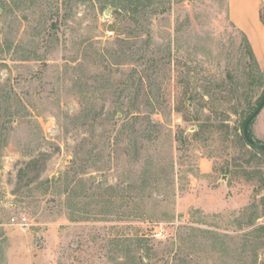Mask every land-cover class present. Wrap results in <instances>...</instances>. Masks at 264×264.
<instances>
[{
  "label": "rangeland",
  "instance_id": "1",
  "mask_svg": "<svg viewBox=\"0 0 264 264\" xmlns=\"http://www.w3.org/2000/svg\"><path fill=\"white\" fill-rule=\"evenodd\" d=\"M58 1L0 0V264H264V70L240 98L230 0H171L148 43Z\"/></svg>",
  "mask_w": 264,
  "mask_h": 264
},
{
  "label": "trees",
  "instance_id": "2",
  "mask_svg": "<svg viewBox=\"0 0 264 264\" xmlns=\"http://www.w3.org/2000/svg\"><path fill=\"white\" fill-rule=\"evenodd\" d=\"M109 1L112 3V6L117 9L119 13H123L125 15L127 21L131 24L132 29H130V31L128 32L130 34L129 38H135L140 40L143 39V42L145 43H148L149 40H151L152 38L153 22L156 21L158 16L164 15L170 9V4H171V0H109ZM164 2L166 6L165 5L161 6L160 4ZM63 4H64V0L58 1L55 9L57 13H59L61 9L60 7ZM242 35L247 47L248 57L249 59H251L252 64H251V68H249V72L247 73L248 76V80H247L248 82L246 84L247 86L243 89L240 98H244L246 97V95L247 96L249 95V91H250L249 86L252 87L256 83L257 78L259 79L258 74L262 72L253 54L248 38L246 37L245 34L242 33ZM151 60L153 62L154 59ZM153 66L154 64H151V67ZM206 91L207 93L208 92L210 93L211 90L207 88ZM263 95H264V91L263 94L259 97L260 100L263 97ZM246 103L250 108L251 106L249 102L246 101ZM150 109H151L149 111L150 113H155V111L159 110L160 108L157 106H152ZM250 114L246 115L245 118H248ZM253 119L250 121V123L253 121ZM250 123L248 125V134L251 137L249 132ZM251 147L258 149V151L260 152H264V150L257 148L255 146H251Z\"/></svg>",
  "mask_w": 264,
  "mask_h": 264
},
{
  "label": "crops",
  "instance_id": "3",
  "mask_svg": "<svg viewBox=\"0 0 264 264\" xmlns=\"http://www.w3.org/2000/svg\"><path fill=\"white\" fill-rule=\"evenodd\" d=\"M258 0H230L234 22L247 36L258 65L264 70V26L259 19ZM255 129L264 136V106L255 117Z\"/></svg>",
  "mask_w": 264,
  "mask_h": 264
},
{
  "label": "water",
  "instance_id": "4",
  "mask_svg": "<svg viewBox=\"0 0 264 264\" xmlns=\"http://www.w3.org/2000/svg\"><path fill=\"white\" fill-rule=\"evenodd\" d=\"M105 14H108V11L107 10L105 11ZM263 106H264V95L261 98V100H260L258 106L256 107V109L250 114V116L246 120V122H245V124L243 126V129H242V136H243L244 140L246 141V143L249 144V145H251V146H255L257 148H260L262 150H264V144L255 141L254 139H252L249 136V134H248V125H249L250 121L254 117H256L258 115V113L261 111V109L263 108ZM50 124H51V121H48L46 123V126H49Z\"/></svg>",
  "mask_w": 264,
  "mask_h": 264
},
{
  "label": "built area",
  "instance_id": "5",
  "mask_svg": "<svg viewBox=\"0 0 264 264\" xmlns=\"http://www.w3.org/2000/svg\"><path fill=\"white\" fill-rule=\"evenodd\" d=\"M12 221H14V218H12ZM17 223L22 229H26L27 225H29L26 217H21Z\"/></svg>",
  "mask_w": 264,
  "mask_h": 264
}]
</instances>
